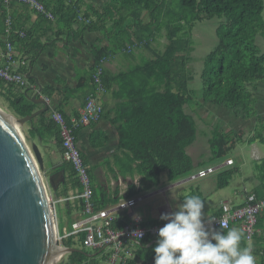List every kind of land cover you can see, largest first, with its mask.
Wrapping results in <instances>:
<instances>
[{"label":"trees","instance_id":"1","mask_svg":"<svg viewBox=\"0 0 264 264\" xmlns=\"http://www.w3.org/2000/svg\"><path fill=\"white\" fill-rule=\"evenodd\" d=\"M168 1L171 0H108L97 3L88 0H0L1 52L11 46L19 62H25L20 59V53L25 51L29 61L34 60L38 52L46 48V41L55 46L62 38L69 40L73 36L76 42L91 47L87 48L91 57L87 71L77 78L75 86L56 84L41 88L51 107L27 123L32 128L26 133V138L30 143L41 138L45 143L47 136L55 137L63 155L61 127L52 119V114L58 111L63 115L73 129L75 143L87 168L92 194L90 201L95 213L144 197L138 206L152 191L161 189L164 182L200 180L194 177L200 169L212 170L224 164L242 144H249L251 149L256 147L257 150L256 145H264L263 133L249 134L245 129L231 125L232 121L222 118L208 135L207 128L199 125L202 119L196 120L192 114L196 111L205 113L208 107L205 105H212L226 109L244 121L255 116L253 106L257 100V87L264 84V52L256 42L257 37H264V0H177L179 7L176 9L170 8ZM33 4L42 6V10ZM34 16L37 26L26 28L24 19ZM215 18L225 21L217 29V46L204 58L202 102L193 110L191 106L198 95L192 87L196 77L189 68L193 63L191 53L195 49L193 32L197 23ZM90 33L97 34L99 39L87 42L86 37ZM116 60H119L120 69L114 74L108 65ZM13 68L19 74L27 75L29 65L21 64L18 69L16 64ZM31 82L28 79L27 88L18 90L14 84L0 80V107L18 118L36 112L37 105L28 95ZM106 95L115 100V106L109 110L103 104ZM91 98L101 109L99 118L82 126L79 124L81 110L86 108ZM73 100L82 101V109L76 112L75 119L63 111ZM101 121L113 128L117 142L112 160L106 162L111 171L117 178H138L139 185L132 183L125 196H120L119 188L109 193L99 183L79 141L80 132L87 127L91 148L107 147L111 139L98 127ZM198 133L200 136L204 133L205 140L208 138L211 156L195 162L189 149L196 143ZM261 160L260 163V160L255 161L254 166L264 172V159ZM61 170L66 171L68 181L55 196L61 198L73 194L78 197L72 201L75 205H68L69 202L62 205H68L65 211L71 221L69 226H62L60 230L67 228L72 232L73 214L83 218L86 212L87 199L83 197L86 188L73 163L64 161ZM241 171L237 162L235 166L218 170L212 176L217 192L229 188ZM262 178V186L254 184L251 188L256 202L264 200V173ZM199 196L204 199L202 194ZM225 203L214 216L205 218V222L221 217ZM137 206L118 212H134ZM118 212L113 214L111 227L114 231L135 223V214H130L124 222H118ZM139 217L146 227L164 226L166 223L161 219L147 222ZM99 226L101 222H98ZM232 227L243 232L241 246L252 247L256 264H264V249L259 250L264 248V210L257 217L251 244L247 242L250 237L241 228V221L231 223L229 228ZM104 229L106 231L107 228ZM87 234L83 232L65 240L66 246L79 251L67 255L61 264H99L95 258L100 255L111 264L114 244H105L98 249L87 247ZM157 240V236L151 235L141 240L125 239L127 243L120 252L122 260L118 262L154 264ZM152 242L156 243L148 248ZM87 249L94 250L96 254L90 255Z\"/></svg>","mask_w":264,"mask_h":264},{"label":"crops","instance_id":"2","mask_svg":"<svg viewBox=\"0 0 264 264\" xmlns=\"http://www.w3.org/2000/svg\"><path fill=\"white\" fill-rule=\"evenodd\" d=\"M23 22L25 23L26 28H29L32 25L37 26L38 24L37 18L35 16L29 20H26L25 18ZM97 39H99V36L95 33H90L88 34V38L86 37V41L89 43L96 42ZM46 44V48L40 50V52H38V56L34 60L29 61L30 58L26 55V51L22 52L23 54L20 53V59L26 62V65L24 66L29 65L28 73L24 76L27 81L28 79L32 80V82L30 83V87H28V95L30 98H32L36 94H39L38 98L43 96L46 98V95H44V93H42L41 91L43 88H46L48 86H55L56 84L58 86H61L62 84L75 86L77 78L84 75L87 71L88 63L91 59L90 55L87 53V48H91L90 45H83L76 42L73 36L70 37L69 40L68 38H62L61 40L56 42L55 46L47 41ZM103 45H106V42H103ZM1 49L2 47L0 45V52ZM17 66L19 69L21 63H19ZM108 68L112 73H118L120 69L119 60H116L108 65ZM79 72L82 73L79 75ZM29 73L31 78H28ZM260 86H264V84H261ZM103 104L105 106V109L109 110L115 106V100L114 98H110L109 95H106ZM47 105L48 108L51 107V103L47 102ZM81 107L82 101L73 100L64 107L63 111L70 118L75 119L76 112H80V110L82 109ZM43 108V105H37V110ZM207 111H209L208 107L205 108V113H207ZM257 120L262 121V119L259 118ZM98 127L109 134L111 140L108 146L98 150L92 149L89 144V128L85 127L79 134L81 147L84 154L86 155V158L89 161V165L91 166V168H93V170L96 171L95 176L98 179L99 183L103 187H105L109 193H114L115 190L119 188L120 196H125L132 183L138 184V178H136L135 180L131 179L130 177L124 178L122 176H119L117 178L116 174H113V171H111L108 163L106 162L110 159L112 160V154H114L117 150V142L114 136V130L105 121H101ZM31 128L32 127L30 125L26 124L23 129V133H27ZM34 142L40 147L47 169L52 170L53 174L58 171H64L66 184L68 181V175L65 170H61L64 159L58 139H56L55 137L53 138L52 136H47L45 143L41 138H37L36 140L31 141V143ZM256 146L258 148V150H256V154L259 157L264 158V150L262 149V147L258 145ZM253 168L254 167H252V169ZM65 184L61 185L60 189H62ZM152 192L153 193L149 194L143 203L139 204L134 209V212H118V222L121 223L126 221L130 214H138L147 222L155 221L157 219H160L162 213H171L178 210V206L183 203V199L185 197L191 195L199 196V193L204 196L203 201L205 202V207L203 209V212L205 214V218L214 216L217 213L216 211L220 209V206L223 202H232L235 205H241L245 202L242 201L237 203L238 199H243L242 196L238 195L237 191L235 192V196L233 198H229L224 201L222 200L219 204L214 202L212 200L211 193L216 192L219 194L218 197H220L223 191L217 192L215 182L212 181V176L190 183L186 181L180 183H170L167 181L162 183L161 189L154 190ZM52 193L55 196V193L53 191ZM70 203L68 205H70ZM68 205L61 206V209H68ZM77 215L79 216V214ZM263 249L264 248L259 250Z\"/></svg>","mask_w":264,"mask_h":264},{"label":"water","instance_id":"3","mask_svg":"<svg viewBox=\"0 0 264 264\" xmlns=\"http://www.w3.org/2000/svg\"><path fill=\"white\" fill-rule=\"evenodd\" d=\"M38 97L30 99L44 108L25 118L0 107V264H61L79 251L59 245L49 202L52 191L65 184V173L47 169L40 147L28 144L23 133L27 123L48 110L46 98Z\"/></svg>","mask_w":264,"mask_h":264},{"label":"built area","instance_id":"4","mask_svg":"<svg viewBox=\"0 0 264 264\" xmlns=\"http://www.w3.org/2000/svg\"><path fill=\"white\" fill-rule=\"evenodd\" d=\"M6 1L8 2V0ZM33 5L39 11L42 10V6L35 4ZM8 25H11L10 21H8ZM19 63L25 65V62H19L15 58L11 46H9L6 51L0 52V80H4L7 83L14 84V86L17 87L18 90H22L23 88H27L28 83L24 74H19L13 68L16 64L18 65ZM47 102L50 103L49 100H47ZM100 110L101 109L98 106V103L92 98L89 99L86 108L81 110L79 124L82 126L89 125L93 119L99 118ZM52 119L61 127V140H63V159L67 163H73L74 167L79 172L80 179L86 188L83 197L87 199L86 212H84V217L81 218L83 220L79 221L76 224H73V231L70 232L67 228H64L62 231L60 230L59 218L57 213L58 210L56 212V210L53 209L52 202L55 200L54 203L57 204V208L59 205L62 206L63 204H68V202L70 203L76 200L78 197L71 194L70 197L57 198L56 196L52 195L53 193L49 196L50 206L53 211L54 221L56 223L57 241L60 246H66L65 240H67L69 237L86 232L88 233L85 240V245L87 247L98 249L102 248L105 244H114L115 253L110 260V263L120 264L118 260H122V258H120V252L123 248V245L127 243L125 242V239L141 240L148 235L156 237L154 235L155 232H158V229L163 226L155 225L152 227H145L142 224V219L139 218L138 220H135V223L125 226V228L121 231H114L112 229V221L114 220L113 214L118 210H124L128 207L133 208L137 206L139 202H142L144 197L130 199L127 202H122L115 208L95 213L93 204L90 201L92 196L90 188V178L85 166V162L81 157V154L75 143L73 129L68 125L63 115L58 111L53 112ZM214 169L206 170V172H212ZM206 172H202L200 176H204ZM194 177L197 178V176ZM250 201L251 204L247 208L238 212H232L231 206L228 203H225L222 216L214 217L215 219L211 220L210 225L208 224V222H205L206 226H210L217 230L220 229L221 221H226L228 224V228L230 227L231 223L241 221V228L246 233H248L250 237L247 242L248 244H251L255 226L257 224V217L259 213L264 210V201L256 202L254 196L250 197ZM132 215L133 214H131V216ZM98 222H101V226L99 227ZM104 227L107 228L106 231ZM105 233L107 234V237H105ZM138 233H142L143 235L140 237Z\"/></svg>","mask_w":264,"mask_h":264},{"label":"rangeland","instance_id":"5","mask_svg":"<svg viewBox=\"0 0 264 264\" xmlns=\"http://www.w3.org/2000/svg\"><path fill=\"white\" fill-rule=\"evenodd\" d=\"M88 1L97 3V2H106L108 0H88ZM168 4L170 8L176 9L179 7L177 0L168 1ZM223 21H225V19L215 18L212 20H206L204 22L197 23L194 28L193 41L195 44V49L191 53V57L193 58V63L189 66V68L196 77L195 81L192 84V87L194 88V90L197 91L198 95L196 97V101L191 106V109L193 108V110H196L199 104L202 102L203 84L201 80L202 79L201 74L204 69V58L217 46L218 44L217 29L223 23ZM256 42L260 50L264 52V37H257ZM81 73L82 72H79V75ZM256 97L257 100L253 106L254 108L253 114L255 116L252 117L250 120L244 121L242 119H238L234 116V114L230 113V111L226 109H220L212 105H205L208 106L209 108V111H207V113H202V112L199 113L198 111H196L193 112L192 114L196 120L202 119L199 121V125H201L202 128H207L208 135H211L212 127H215L220 124L219 121H221V118L222 120L224 119V120L232 121L231 125L235 124L236 128L245 129L249 134L254 132L263 133L264 132V86L257 87ZM189 110L190 109L188 108V112ZM254 118L262 119V121ZM221 127L223 128V125H221ZM203 136L204 133H202V136H200L198 133V138L196 143L189 149V153L195 162L198 161L200 162L202 161V159L205 160L211 156L210 146L208 144V138L207 140H205ZM28 144H30V142H28ZM259 144L260 146H262V149L264 150V145H262L261 143ZM256 150H257L256 147L251 149V145L242 144L235 151L231 153V155L229 156L231 157V159L228 158V160H226L224 164L216 167L212 172H206V170L200 169L195 174L197 178L205 179L211 176H215L217 174L216 172L221 168L228 166H235L236 162H237V166L241 167L242 169L241 173L234 177L230 187L224 189L220 197H218L219 194L216 192L211 193L212 200L214 202L219 204L220 201L222 200L224 201L226 199L233 198L235 196V191L237 190L238 195L242 196L243 198V199H238L237 203L245 201L244 202L245 205L242 207H236L234 203L226 202L231 206L232 212H238L240 210H243L251 204L250 197L254 196L253 195L254 191H251V188L254 187V184H259L261 186L263 185L262 175L264 172L257 170L254 164L255 161L257 160H260L259 161L260 163L262 161L261 159L264 158L259 157L256 154L257 152ZM233 158L235 159L234 161H236L235 164ZM252 167L254 168L252 169ZM202 172H206V174L204 176H200ZM54 202L55 200L52 202V205H53V209H55L56 212L58 210L57 213H58L60 227L69 226L71 221L69 213L64 209H61V205H59L56 208L57 204H55ZM70 204L75 205L76 203H70ZM73 219H75L74 224L83 220L79 218L77 213L73 214ZM154 235L158 237V232H155ZM87 251L89 252L90 255L96 254V252H94V250L92 249H87ZM95 260L99 264H108L101 255L96 257Z\"/></svg>","mask_w":264,"mask_h":264},{"label":"clouds","instance_id":"6","mask_svg":"<svg viewBox=\"0 0 264 264\" xmlns=\"http://www.w3.org/2000/svg\"><path fill=\"white\" fill-rule=\"evenodd\" d=\"M204 207L200 196L191 195L178 210L161 214L167 223L158 229L154 264H256L252 247L241 246L243 232L228 228L226 221H221L219 230L206 226ZM139 218L138 214L133 217Z\"/></svg>","mask_w":264,"mask_h":264},{"label":"bare ground","instance_id":"7","mask_svg":"<svg viewBox=\"0 0 264 264\" xmlns=\"http://www.w3.org/2000/svg\"><path fill=\"white\" fill-rule=\"evenodd\" d=\"M105 87V86H104ZM90 97V96H89ZM92 97V96H91ZM87 101V100H86Z\"/></svg>","mask_w":264,"mask_h":264}]
</instances>
